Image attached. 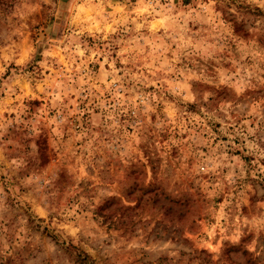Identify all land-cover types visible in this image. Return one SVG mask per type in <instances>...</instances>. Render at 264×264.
I'll return each instance as SVG.
<instances>
[{"label": "clouds", "instance_id": "9594fccd", "mask_svg": "<svg viewBox=\"0 0 264 264\" xmlns=\"http://www.w3.org/2000/svg\"><path fill=\"white\" fill-rule=\"evenodd\" d=\"M0 264H264V0H0Z\"/></svg>", "mask_w": 264, "mask_h": 264}]
</instances>
